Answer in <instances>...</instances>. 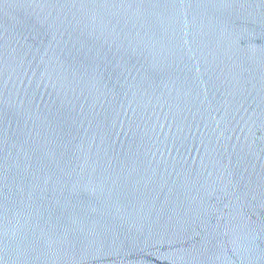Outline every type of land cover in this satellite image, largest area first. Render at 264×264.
<instances>
[{
	"label": "water",
	"instance_id": "obj_1",
	"mask_svg": "<svg viewBox=\"0 0 264 264\" xmlns=\"http://www.w3.org/2000/svg\"><path fill=\"white\" fill-rule=\"evenodd\" d=\"M0 264H264V0H0Z\"/></svg>",
	"mask_w": 264,
	"mask_h": 264
}]
</instances>
